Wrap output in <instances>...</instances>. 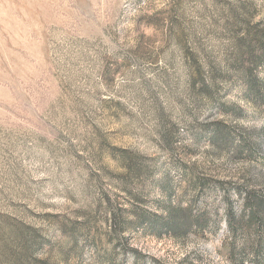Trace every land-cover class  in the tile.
Instances as JSON below:
<instances>
[{
	"label": "rangeland",
	"instance_id": "obj_1",
	"mask_svg": "<svg viewBox=\"0 0 264 264\" xmlns=\"http://www.w3.org/2000/svg\"><path fill=\"white\" fill-rule=\"evenodd\" d=\"M253 193L264 0H0V264H264Z\"/></svg>",
	"mask_w": 264,
	"mask_h": 264
},
{
	"label": "trees",
	"instance_id": "obj_2",
	"mask_svg": "<svg viewBox=\"0 0 264 264\" xmlns=\"http://www.w3.org/2000/svg\"><path fill=\"white\" fill-rule=\"evenodd\" d=\"M248 203L250 204L249 207H250V210H251V212H250V218H251V220H253V221H259L260 223H263L264 224V198L262 196L259 197L257 194L253 193V194H250L249 195V198H248V201H247L246 204L248 205ZM186 212L187 213L182 214L179 211L178 217L179 218H183V219L184 218H189V215L188 214H191L190 207L187 209ZM174 213L170 217V222L169 221L162 220L160 222V227H163V228H167L168 227L170 230H172V229L174 230L177 227L176 225H173V222H175V223L177 222V220L174 221V218H177L178 219V217H176V214H174ZM141 221H143L144 223L145 222H148V219L146 218V214H144L142 216ZM149 221L152 222L153 220L149 219ZM195 224H196V222L191 221L188 224V228L190 229ZM196 225H199V223H197Z\"/></svg>",
	"mask_w": 264,
	"mask_h": 264
}]
</instances>
